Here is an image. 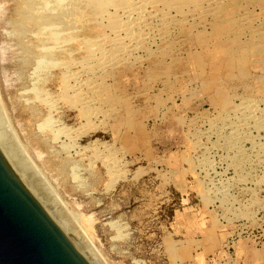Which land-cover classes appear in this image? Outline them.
<instances>
[{
	"label": "rangeland",
	"instance_id": "rangeland-1",
	"mask_svg": "<svg viewBox=\"0 0 264 264\" xmlns=\"http://www.w3.org/2000/svg\"><path fill=\"white\" fill-rule=\"evenodd\" d=\"M186 1L183 8L200 2V9L170 12L169 30L164 37H152L155 41L137 52L138 59L93 71L91 109L98 107L96 112L77 110L83 105L59 100L55 84L41 82L58 100L53 99L57 111L52 114H58L54 126L59 139L39 125L40 118L33 122L42 128L35 129L23 115L33 106L43 111V101L29 90L40 69L31 74L30 62L24 70L11 68L4 85L0 62V111L6 116L0 112V139H6L51 216L91 264H264V0ZM3 29L0 48L4 39L13 46L14 35ZM50 71L57 73L58 67L49 66ZM242 98L261 110L252 112V120L245 122L250 125H243L232 141L228 130L243 118L238 116L244 113ZM17 111L25 118L16 123ZM79 115L86 117L77 121ZM89 119H94L91 126ZM67 126L78 136L72 141L65 137ZM63 139L76 145L66 149ZM36 149L41 150L38 156ZM95 149L106 163L89 154ZM105 152L118 160L107 156L117 174L106 165Z\"/></svg>",
	"mask_w": 264,
	"mask_h": 264
},
{
	"label": "bare ground",
	"instance_id": "bare-ground-1",
	"mask_svg": "<svg viewBox=\"0 0 264 264\" xmlns=\"http://www.w3.org/2000/svg\"><path fill=\"white\" fill-rule=\"evenodd\" d=\"M204 1L206 2V0H204ZM212 1L213 2H217V0H211V2ZM195 3H197V4H194L193 8L191 7L193 5L192 2H191V4L189 3L191 6L188 5V6H185L183 8V5L187 4L186 0H0V25H1V27L4 28L3 30H5V31L8 30L14 35V37L12 38L13 42H14L13 46L11 44H9L8 39H7V41L4 39L5 41L3 40L1 42V48H0V59H1V61L0 62H2L1 63L2 64L1 65L2 66V84H3L4 81L7 83V78L10 77V76H8L6 73L8 71H10L11 68L13 70H20L23 67L25 68V64L27 62H30L31 66L29 65V67H31V69H32V70H30L31 74L34 75V72H37L40 69L41 75H37V77H36V73H35V77L33 76V78H36V79H33L31 77L33 80H35L33 82V84L31 82V86H30L31 89L33 88V90L29 89L30 88L29 86H28L29 88H26V89L27 90L29 89L30 91H34L35 92L34 95L36 96V98L40 99L41 101H43L42 102V104L44 106V107L42 106L43 107V111H42V113H40L39 109H37V107L33 106L32 108L27 109L26 112L23 113V115L27 117L26 118L27 123H28V121L33 122L34 120H36V122H37V120H39V118H40V123L38 121L39 125H41L42 127L44 126V128H46V129H49L51 131L50 134L52 136L56 135V134H58L56 132L59 130V128L58 129L55 128L54 125H55V122H56L55 120H56L58 114L57 115L55 114L56 116L54 115L55 116V119H54L53 118L54 116H53L52 113L57 111V107L54 105V104H56L55 103L56 101L53 102V99L54 100H57V99H55L56 98L55 96H53L54 97L53 99H52V97L50 98L51 94L48 93V91L46 90V87L44 89L41 87V82H44L45 80H50L49 83L52 82L53 84H55V86L58 88V92H57L58 96H57V98L59 100L61 99V101H63V100L66 99L67 100L66 103H69V105H70V103H73V102L75 104L76 103L82 104L83 106H79V109L76 108L77 110H80L82 108V109H84L83 111H85L84 113H88V115L92 114V112H96L97 111L96 109L98 107L95 108V109L94 108L91 109V106L92 105L94 106V104L92 102V101H94V98H93L94 95L92 93L94 91V88L96 87L95 86V80L96 79L90 78L91 75H93V73H94L93 71L96 70V69L99 70V71H101L103 69L106 70V68H110L109 70H111L113 66H115V65L117 66L118 64L123 65L130 58H133V60H131V61H134V60L138 59V58H136V59L134 58L135 55H137V52L141 48L144 49V46H146V44H149V46H146V47H148V48L150 47V42H154L155 41V40L151 41L152 37L154 38V36L159 35L160 33H161L160 35L163 36L162 33L163 32L166 33L167 30H169V29H167V27L169 28L168 25H170V22L172 20V19H170V15H169L170 12H173V10H174V12H176V13H178V12L181 13L183 11V13L185 12L187 14L189 12H193L194 9H196V8L200 9V6H199L200 2H195ZM209 4H210V1H209ZM214 5H217V4H214ZM206 6L208 8V6L210 7L211 5H206ZM205 8H204V10H205ZM211 9H213V7ZM213 10H215V9H213ZM206 12H208V11H206ZM209 12H210V10H209ZM180 13H178V14H180ZM202 13H204V12H202ZM190 17H191V15H190ZM3 30H2V32H3ZM78 31H80V32H78ZM157 38H158V36H157ZM151 44H153V43H151ZM22 52H25L26 56L23 55V54L21 55ZM49 66L58 67L57 73H54V72L52 73L53 70L50 71V73H48ZM116 69H117V67H116ZM22 70H24V69H22ZM109 70H107V72ZM83 71H84L85 75H84V78L82 80L83 76H81V74H83L82 73ZM14 72H13V74L15 76ZM25 73H28V72L26 71ZM31 74H29V75L31 76ZM97 74H100V73L97 72ZM24 76H23V78L26 77V76L25 77ZM106 76H107V74H106ZM21 77H22V75H21ZM15 78H17V77H15ZM31 78L29 77V80ZM14 79L11 80V81L15 82ZM5 82H4V85H5ZM19 82H21V81H19ZM25 82H26V80L24 81V83ZM101 84H103V83H101ZM101 84H98V85H101ZM49 85L50 84H48V86ZM1 87L2 86L0 85V105H2L1 100H3L2 97H1V94L3 93L2 92L3 90H2ZM5 88H6V90H8L6 86H5ZM17 88H19V87L17 86ZM27 90L23 91V92L26 93ZM20 92H22V91H19V93L17 91V94H20ZM31 94L33 95V92H31ZM92 95H93V97H92ZM103 95H105V94H103ZM33 96H32V98H34ZM59 96H61V98ZM28 97H30V96H28ZM28 97H27L26 101L28 100ZM62 97H64L65 99H63ZM102 97H104V96H102ZM21 98H23V97L21 96ZM24 98H26V97H24ZM32 98H30V100ZM37 99H35V100H37ZM26 101L24 100L23 102H26ZM61 101H60V105L62 103ZM33 102H35V101L33 100ZM40 102L38 104H40ZM74 103H73V105H74V107H76ZM239 103H241V102H239ZM3 104H4V101H3ZM26 104H27V102H26ZM21 105H23V104H21ZM60 105H59V107H60ZM101 105H103V104H101ZM257 105L258 104H256V102L251 103L249 101H245V99L242 98V106H241V108H243V109H240V112H242V110H244V113L242 112L243 114L238 115V116H242L243 118L242 119L240 118L239 120H237V122L234 121L235 123L234 122L233 123L235 125L233 124V126H232L234 129L233 130H230V129L228 130V132L232 131L229 134L227 133L231 140L233 139L234 135H236V134L238 135V133L241 132V131L239 132V130L241 129V127L243 125L247 126L249 124V123L245 124V122H247V120L249 121L250 118L252 120V112L258 111V113H259V110H261V109L257 110V108H258ZM4 106L6 107L5 104H4ZM59 107H58V109H59ZM83 107H85V108H83ZM1 108H3V107L0 106V109ZM38 108H39V106H38ZM235 109L236 108H234V113H235ZM93 110H96V111H93ZM6 111H8V110H6ZM0 112L3 113L4 116H5L4 111L2 112V110H1ZM17 112H19V111H17ZM22 112L23 111H21V113L19 112L18 115L14 113L16 115L15 117H17L16 123L18 122L17 120H19V118H23L24 117V116L22 117V115H21ZM59 113H60V111H59ZM227 113H229V112H227ZM231 113H232V111H231ZM263 113H262V115H264ZM78 114L79 113H77V115ZM260 114H261V112H260ZM6 115H7V113H6ZM95 115L97 117V113ZM84 116L86 117V115H82V117H81V115H79V119H77V121H80V118H83ZM227 116L225 115V117H227ZM229 116H231V115H229ZM233 116H234V114H233ZM0 117H1V114H0ZM96 117H92V118H96ZM11 118H12V115H11ZM4 119L7 120L8 118H2V120H4ZM87 119H88V117L86 118V120ZM96 119H99V118H96ZM230 119H229V121H230ZM21 120H19V121H21ZM86 120H83V122H85ZM89 120H91V122L89 124L91 126V123L94 122V119H89ZM87 121L85 123H87ZM83 122H82V124H84ZM230 122H231L230 124L232 125V121H230ZM260 122L261 121H259V124L262 123V122L261 123ZM6 123L10 124L9 122H6ZM252 123L255 124L254 122H252ZM257 123H258V121H257ZM8 124H6V125L9 127ZM35 124H36L35 129H39L41 127V126L37 127V123H34L33 124V128H34ZM92 124H94V123H92ZM230 124H227V125L230 126ZM253 124H251V125H253ZM262 124L264 125V123H262ZM6 125H5V127L7 128ZM83 126L84 125H82V127ZM219 126L222 127L223 125L221 124ZM256 126H259V125L257 124ZM22 127L23 126H21V128ZM221 127H220V130H221ZM33 128L30 127L31 130H33ZM65 128H66V126L61 128V130H63V129L65 130ZM67 128H68L69 132H67V136H65V137L70 138V139L73 136L78 137L77 135H71L70 132H72V131H70V129H69L70 127L67 126ZM75 128H77V126ZM256 128L258 129L259 127H256ZM260 128H264V127H260ZM11 129L8 130V128H7V130L10 133H12ZM28 129L29 128H27V130ZM80 129L82 130V128H80ZM223 129H225V128H223ZM249 130H248V132H249ZM23 131L24 130H21V132H23ZM38 131H40V130H38ZM45 131H44V134H45ZM77 131L73 130V132H77ZM225 131H227V130H225ZM263 131H264V129H263ZM32 132H34V130ZM35 132H36V130H35ZM38 133H43V132L41 131V132H38ZM38 133H36L34 135L35 136L36 135L40 136V135H38ZM59 133L61 134V131ZM78 133L80 134L79 131H78ZM223 133H225V132H223ZM230 134H231V137H230ZM11 135L13 136L14 134L12 133ZM41 135H43V134H41ZM47 135H49V133H47ZM61 135H66V134L64 132ZM228 135H226V137H228ZM58 136H57V138H58ZM254 136H256V134ZM262 136H264V135L262 134ZM21 137H22V135H21ZM43 137H45V136H43ZM25 138L26 137H24V139ZM229 138H227V140ZM45 139H46V137H45ZM52 139H54V138L52 137ZM42 140H43V138H42ZM46 140H48V139H46ZM74 140H76V139H74ZM5 141H6V139L4 140L1 137V139H0V152H1L2 156L4 157V159L6 160L7 164L9 165V167L11 168V170L13 171V173L21 181L23 186L33 196V198L38 202V204L42 207V209L45 211V213L48 215V217L67 236V238L72 243V245L75 247V249L85 258L84 254L81 253L82 251L80 252V250L78 249L76 243L66 234V231H64V228H62L60 226V224L58 223L57 219H54L52 217L53 214L51 216V212L49 213V211H48L49 209L47 208L45 202L39 196V194H37L38 192H36L35 188L31 184L30 181H32V180L30 178H28L27 175H25L24 170H26V169L21 167L22 165H21V163L19 161L20 159L18 160L17 159L18 157H16V155H14V153H12L13 150L11 151V149L8 148L4 144ZM26 141H28V140L26 139ZM41 141L38 140V142H41ZM50 141H51V139H50ZM52 141L54 142L55 139L52 140ZM63 141H64V139H63ZM71 141H72V139H71ZM14 142L15 143L16 142L19 143L17 141V139L15 138V136H14ZM59 142H60V144H62L61 141H59ZM64 142H63V144H65V145L68 144V145H66V149H67L68 146H70V148H71V147H74L76 145V144H74V146L73 145L71 146L66 141H64ZM93 142H94V140H93ZM33 143H35V142H33ZM63 144H62V146H64ZM235 144L237 145V143H235ZM38 145H40V144L38 143ZM77 145H79V144H77ZM34 146H35V144H34ZM228 146H230V145H228ZM10 147H12V146H10ZM83 147H85V146H82L81 149H84ZM28 148H30V147H28ZM34 148L35 147H33V150H34ZM85 148H87V147H85ZM42 149L44 150L46 148H42ZM62 149H63V147H62ZM43 150H42V152H43ZM110 150H109V152H110ZM49 151H50V148H49ZM96 151H97V149H95V151L93 150V152H90L89 154L92 153V155L94 156ZM99 151H101V150H99ZM99 151H97L98 154L100 153ZM23 152H24V150H23ZM34 152H36L35 153V154H37L36 156L39 155L38 154L39 152H38L37 149ZM109 152H105L106 154L103 153L106 156V158H107V156H108L107 154ZM82 153H84L83 150H82ZM98 154L96 155L97 159L98 158H100V160L103 159L100 155H99L100 156L99 157ZM12 155H14V156L12 157ZM238 155H239V153H238ZM42 156H46V155L42 154ZM81 156H83V155H81ZM85 156L87 157V154H85ZM88 156H90V155H88ZM105 156H103V157L105 158ZM109 156L113 157V154L109 155ZM40 157H41V155H40ZM112 157L111 158L109 157V158L114 161L115 158L113 157L114 158L113 159ZM109 158H107V160ZM14 159H15V161H14ZM95 159L96 158L94 157V160ZM110 159H109V162H107L106 165L107 166H111L109 168L111 169V171L113 169L112 172L114 173V169L116 170V168L113 167V163L117 162L118 160L116 159L117 161L115 160L114 162L113 161L110 162ZM49 161H50V159H49ZM58 161H59V159H58ZM80 161H81V159H80ZM103 161L104 160H101V162H103ZM88 162H86V163H88ZM62 163H65V162H62ZM90 163H92V162L90 161ZM105 163H104V165H105ZM108 163L109 164L111 163L112 165L111 164L109 165ZM47 164L48 163H46L45 165H47ZM66 165H67V163H66ZM68 167L66 169H68ZM72 167L78 168L79 165L75 166L73 164ZM117 167H118V165H117ZM105 169H106V167H105ZM108 169H106L105 171L107 172ZM117 170L119 171V169H117ZM117 170L115 171L114 174H117ZM108 171H110V170H108ZM110 173L111 172H107L106 174H110ZM73 174L74 173H72V175ZM58 180H59V178H58ZM114 226H115V224H114ZM115 228H117V226ZM87 261L89 262V260H87ZM90 262H89V264L92 263V262L91 263Z\"/></svg>",
	"mask_w": 264,
	"mask_h": 264
},
{
	"label": "water",
	"instance_id": "water-1",
	"mask_svg": "<svg viewBox=\"0 0 264 264\" xmlns=\"http://www.w3.org/2000/svg\"><path fill=\"white\" fill-rule=\"evenodd\" d=\"M0 264H89L0 152Z\"/></svg>",
	"mask_w": 264,
	"mask_h": 264
}]
</instances>
